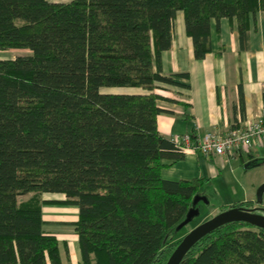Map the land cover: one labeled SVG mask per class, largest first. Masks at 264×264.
I'll list each match as a JSON object with an SVG mask.
<instances>
[{"label":"trees","instance_id":"16d2710c","mask_svg":"<svg viewBox=\"0 0 264 264\" xmlns=\"http://www.w3.org/2000/svg\"><path fill=\"white\" fill-rule=\"evenodd\" d=\"M178 11L204 59L213 19L236 17L243 38L264 0H0V50H31L0 59V264H62L46 204L78 207L82 264L167 263L209 182L162 178L164 159L184 158L158 130L155 92L188 76L162 67ZM127 88L144 92L103 91ZM181 264H264V229L225 224Z\"/></svg>","mask_w":264,"mask_h":264},{"label":"crops","instance_id":"0c3cea01","mask_svg":"<svg viewBox=\"0 0 264 264\" xmlns=\"http://www.w3.org/2000/svg\"><path fill=\"white\" fill-rule=\"evenodd\" d=\"M238 25L236 17L222 18L219 24L213 19L212 50L204 59H196L192 38L186 31L184 13L177 12L172 46L162 52V67L166 75L187 73L188 76L178 80L184 85L158 83L155 90L161 97L157 125L164 137L170 139L191 133L194 141L210 131L225 134L233 128L245 126L259 114L264 104V12L248 16V31L243 38ZM118 92L144 91L127 88ZM263 146L254 143L231 156L210 157L190 149L183 159L163 160L166 166L162 169V178L170 181L209 180L205 182L209 185L228 174V165H237L236 157L244 161L247 156L249 162L262 159L264 155L260 148ZM52 206L65 205H43L47 222L45 230L58 237L62 264H82L78 236L74 228L73 233L66 228L70 222L65 220L69 219L58 222L60 224L55 229L49 228L52 220L56 221L51 215L54 213ZM46 207H49V213ZM74 208L79 212L77 206Z\"/></svg>","mask_w":264,"mask_h":264},{"label":"rangeland","instance_id":"374dc122","mask_svg":"<svg viewBox=\"0 0 264 264\" xmlns=\"http://www.w3.org/2000/svg\"><path fill=\"white\" fill-rule=\"evenodd\" d=\"M56 1L68 2L70 0ZM26 54H31V50H0V59L13 58L17 55ZM121 90L122 89H104L103 91L118 92ZM260 152L264 155V146L260 148ZM247 160V156H244V161H242L240 157H236L235 161H237V165H228V174H226L221 180H214L211 184H204L205 186L201 187L199 191L200 195H204L209 199V205H206L204 202H200L199 208L201 215L199 217H195V220L193 219L192 222L183 228H176L172 230L168 236L170 241L175 242L182 240L196 226L211 219L212 217L219 214L222 210L233 204L235 205L248 202L250 206L258 205L259 208L261 207V210L257 212L264 211V190L260 192V189L264 185V162L256 166L246 167V164L249 163ZM32 195L33 194L24 195L21 197V199L26 200ZM42 197L47 199H65V196L61 194H44ZM48 208H45L47 209V213H49ZM52 208L54 213L51 215L56 217V221L52 220L54 222L49 226L51 229L57 228V225L60 224L58 222H63V219H69L65 221H69L70 223L77 219L76 215L78 211L76 208H74V205L52 206ZM66 228L69 229L70 233H73V227L71 225H68ZM60 229L62 231L64 230L63 227Z\"/></svg>","mask_w":264,"mask_h":264},{"label":"built area","instance_id":"2783aa9c","mask_svg":"<svg viewBox=\"0 0 264 264\" xmlns=\"http://www.w3.org/2000/svg\"><path fill=\"white\" fill-rule=\"evenodd\" d=\"M193 138V134L186 133L173 136L170 140L183 154L193 149L206 157L231 156L254 143L264 144V104L257 117L243 127L233 128L225 134L210 131L194 141Z\"/></svg>","mask_w":264,"mask_h":264},{"label":"water","instance_id":"95a60500","mask_svg":"<svg viewBox=\"0 0 264 264\" xmlns=\"http://www.w3.org/2000/svg\"><path fill=\"white\" fill-rule=\"evenodd\" d=\"M264 162V158L255 159L246 164V167L256 166ZM264 190V185L260 192ZM259 192V193H260ZM200 202L209 205V199L200 194H196L193 199V206L187 214L186 219L178 225L177 229H181L193 221L195 217L201 215L200 208L197 207ZM255 209L233 207L222 211L211 219L201 223L192 229L178 244L166 264H181L188 251L204 236L211 233L215 229L231 223L242 222L248 223L260 229H264V214L257 213Z\"/></svg>","mask_w":264,"mask_h":264},{"label":"flooded vegetation","instance_id":"af4514ba","mask_svg":"<svg viewBox=\"0 0 264 264\" xmlns=\"http://www.w3.org/2000/svg\"><path fill=\"white\" fill-rule=\"evenodd\" d=\"M200 204V203H199ZM199 204H198V206L197 207H199ZM233 207H238V208H248V209H255L254 211L255 212H257V211H259V210H261L259 207H258V205H252V206H250V205H247V204H233V205H231V206H229L228 208H226V209H224V210H222V211H225V210H228V209H230V208H233ZM221 211V212H222ZM257 213H261V214H264V211H262V212H257Z\"/></svg>","mask_w":264,"mask_h":264}]
</instances>
